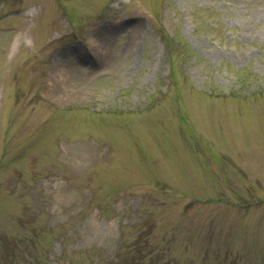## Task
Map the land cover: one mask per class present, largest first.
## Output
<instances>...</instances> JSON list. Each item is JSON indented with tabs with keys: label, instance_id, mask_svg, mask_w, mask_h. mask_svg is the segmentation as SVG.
Segmentation results:
<instances>
[{
	"label": "rangeland",
	"instance_id": "rangeland-1",
	"mask_svg": "<svg viewBox=\"0 0 264 264\" xmlns=\"http://www.w3.org/2000/svg\"><path fill=\"white\" fill-rule=\"evenodd\" d=\"M137 247L264 264V0H0V264Z\"/></svg>",
	"mask_w": 264,
	"mask_h": 264
},
{
	"label": "trees",
	"instance_id": "trees-1",
	"mask_svg": "<svg viewBox=\"0 0 264 264\" xmlns=\"http://www.w3.org/2000/svg\"><path fill=\"white\" fill-rule=\"evenodd\" d=\"M147 255L148 254H146V252H144V250H142L141 247H137L135 248V254L132 258L133 261L125 264H140L137 261L144 260L147 257Z\"/></svg>",
	"mask_w": 264,
	"mask_h": 264
},
{
	"label": "bare ground",
	"instance_id": "bare-ground-1",
	"mask_svg": "<svg viewBox=\"0 0 264 264\" xmlns=\"http://www.w3.org/2000/svg\"><path fill=\"white\" fill-rule=\"evenodd\" d=\"M110 38H112V37L110 36Z\"/></svg>",
	"mask_w": 264,
	"mask_h": 264
}]
</instances>
